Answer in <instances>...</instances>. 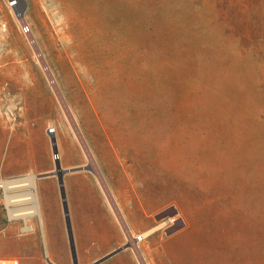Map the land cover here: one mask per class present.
I'll use <instances>...</instances> for the list:
<instances>
[{
    "label": "rangeland",
    "instance_id": "rangeland-1",
    "mask_svg": "<svg viewBox=\"0 0 264 264\" xmlns=\"http://www.w3.org/2000/svg\"><path fill=\"white\" fill-rule=\"evenodd\" d=\"M10 2L0 180L34 177L22 229L61 201L51 130L61 169L81 168L66 200L96 210L78 264L126 244L99 264H264V0ZM168 207L184 224L170 235Z\"/></svg>",
    "mask_w": 264,
    "mask_h": 264
},
{
    "label": "crops",
    "instance_id": "crops-1",
    "mask_svg": "<svg viewBox=\"0 0 264 264\" xmlns=\"http://www.w3.org/2000/svg\"><path fill=\"white\" fill-rule=\"evenodd\" d=\"M66 203L75 250L78 252L85 245L78 238L79 234L81 231L89 234L91 229L94 230L90 222L95 223L93 212L96 210L94 203H91L82 215H78L74 205L67 200ZM37 229L41 232V238L37 235ZM65 235L63 208L58 199L41 201L40 226H35L26 234L20 233L17 224L6 223L0 214V259H17L19 264H73L71 256L68 257L70 250Z\"/></svg>",
    "mask_w": 264,
    "mask_h": 264
},
{
    "label": "built area",
    "instance_id": "built-area-1",
    "mask_svg": "<svg viewBox=\"0 0 264 264\" xmlns=\"http://www.w3.org/2000/svg\"><path fill=\"white\" fill-rule=\"evenodd\" d=\"M14 1L11 0L10 5H13ZM21 30L24 34L29 32V28L26 25L21 27ZM17 177H24V176H16L10 178H4L5 180H0V203L2 206V210L4 212L5 221L8 224H17L19 225V230L21 233L28 232L24 231L22 227L28 225L29 219L34 214H29L23 217L21 211L17 209L27 207L34 203L31 196L28 194L29 188L23 183L17 182ZM10 182V183H6ZM28 194L23 196H17L15 198H11L12 195H19V194ZM17 210V211H16ZM176 214V213H175ZM165 219L163 220V224H167L169 227L174 223V215L173 216H162ZM177 219V218H176ZM31 231V230H29ZM0 264H19L17 259H0Z\"/></svg>",
    "mask_w": 264,
    "mask_h": 264
},
{
    "label": "water",
    "instance_id": "water-1",
    "mask_svg": "<svg viewBox=\"0 0 264 264\" xmlns=\"http://www.w3.org/2000/svg\"><path fill=\"white\" fill-rule=\"evenodd\" d=\"M13 1H14V4H15V2L17 0H13ZM48 134L50 136L52 151H53L54 158H55V162H54L55 171H54L53 174L56 176L57 183H58V186H59V194H60L62 208H63V215H64L65 226H66V231H67V238H68V243H69L70 256H71L72 263L73 264H78L77 263V255H76L75 245H74V239H73V234H72V229H71V224H70V220H69V214H68V210H67L66 196H65L64 184H63V175L66 172L80 170L81 168H74V169H69V170L61 169V166H60V163H59V159L57 157V147H56L55 138H54L51 130H48ZM128 246L129 245L126 244V245H124L122 247H119V248L113 250L112 252L106 254L105 256L99 258L98 260L94 261L91 264H99L102 261L108 259L109 257H111L114 254L120 252L122 249H124V248H126Z\"/></svg>",
    "mask_w": 264,
    "mask_h": 264
},
{
    "label": "bare ground",
    "instance_id": "bare-ground-1",
    "mask_svg": "<svg viewBox=\"0 0 264 264\" xmlns=\"http://www.w3.org/2000/svg\"><path fill=\"white\" fill-rule=\"evenodd\" d=\"M24 181H25L24 179H17V182L23 183V185L29 184V186H30V190H31V193H28V194L31 195V199H33L34 203H33L32 206L30 205V206H28V207L20 208V209H17V210L22 212V213H21V214H23L22 216H24V215L26 216V214H29V213H34V214H36L37 216H39L38 208H37V206H36V204H35L36 202H35V193H34V177L31 176L29 182L26 181V182H27L26 184L24 183ZM8 183H10V182H7V184H8ZM21 195H23V194L12 195L11 197H12V198H15V197H17V196H21ZM17 210H16V211H17ZM29 227H31V226H29ZM30 230H31V229H30ZM135 238H136V240H138V239L142 238V236H141V235H138V236H136Z\"/></svg>",
    "mask_w": 264,
    "mask_h": 264
},
{
    "label": "trees",
    "instance_id": "trees-1",
    "mask_svg": "<svg viewBox=\"0 0 264 264\" xmlns=\"http://www.w3.org/2000/svg\"><path fill=\"white\" fill-rule=\"evenodd\" d=\"M173 215H175V210L172 207H168L164 209L159 214V216H173ZM183 226L184 224L182 220L180 218H177L174 220V223L169 228H167L166 234L170 235L174 233L175 231L179 230L180 228H182Z\"/></svg>",
    "mask_w": 264,
    "mask_h": 264
}]
</instances>
